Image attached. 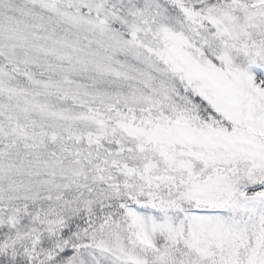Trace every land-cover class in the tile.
<instances>
[{
  "label": "snow or ice",
  "instance_id": "1",
  "mask_svg": "<svg viewBox=\"0 0 264 264\" xmlns=\"http://www.w3.org/2000/svg\"><path fill=\"white\" fill-rule=\"evenodd\" d=\"M0 264H264V0H0Z\"/></svg>",
  "mask_w": 264,
  "mask_h": 264
}]
</instances>
